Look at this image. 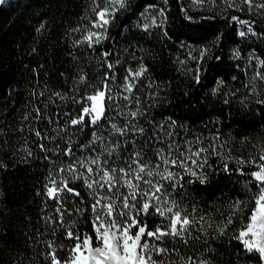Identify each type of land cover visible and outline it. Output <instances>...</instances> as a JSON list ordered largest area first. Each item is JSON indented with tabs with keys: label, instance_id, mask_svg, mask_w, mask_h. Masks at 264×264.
<instances>
[{
	"label": "trees",
	"instance_id": "1",
	"mask_svg": "<svg viewBox=\"0 0 264 264\" xmlns=\"http://www.w3.org/2000/svg\"><path fill=\"white\" fill-rule=\"evenodd\" d=\"M104 7L106 0L0 5V264H51L49 242L66 260L74 244L67 231L96 240L91 206L98 187L60 169L83 172L77 162L98 157L119 176L136 151L142 162L162 166L156 153L169 155V145L178 161L203 151L188 159L196 161L197 177H184L167 194L194 222L186 243L165 238L166 264H264L236 239L255 206L251 174L264 156V14L244 0H127L104 38L89 46L84 37L95 32ZM151 9L162 23L145 28ZM105 84L113 97L105 99L108 119L71 125L89 105L86 96ZM112 124L128 131L120 135ZM94 132L101 139L93 143ZM116 144L111 155L104 151ZM50 179L58 187L67 179L80 196L62 193L61 207L46 194ZM151 215L141 222L154 230L162 220Z\"/></svg>",
	"mask_w": 264,
	"mask_h": 264
},
{
	"label": "snow or ice",
	"instance_id": "2",
	"mask_svg": "<svg viewBox=\"0 0 264 264\" xmlns=\"http://www.w3.org/2000/svg\"><path fill=\"white\" fill-rule=\"evenodd\" d=\"M4 2L5 0H0V4ZM110 2L112 5H119V8L127 6V0H110ZM244 2L251 4V0H244ZM96 7H99V5H96ZM261 7H264V5H261ZM93 10L95 11V8ZM114 10L110 11L106 6L98 11L96 15L99 19L93 27L104 28L106 31V26L110 23V19L106 17L114 18ZM233 19L236 18L234 17ZM146 27L147 25H145ZM240 35L243 36L245 33L241 32ZM103 38L104 33L97 34L88 31L84 40L91 46L93 42L99 43ZM108 67L111 68L112 65H108ZM143 71L145 70L141 69L134 75L140 76ZM132 87L133 85L126 84L125 90L131 92ZM106 98L109 102L113 99L110 89H107L105 84L103 90L97 89L94 94L86 96L85 99L89 102V106L83 107L81 114L77 118H73L70 124L73 126H84L85 117H88L90 124L99 126V122L102 119H108L105 115L107 111ZM124 99H128V97H124ZM259 103H264V101H259ZM108 107H110V103ZM37 113H39L38 109ZM131 116L136 117L137 112H132ZM111 127L120 135H124L128 131L127 125L121 128L116 124H112ZM133 130L139 133L145 131L143 128L137 129L134 125ZM35 134L38 137L41 136L39 131ZM98 139L101 138L97 137L94 132L93 143ZM41 148L43 150V145H41ZM118 148L119 144H116L110 149H104V151L111 155L112 151ZM168 148L169 155L167 156L162 149L157 151L158 160L162 161L164 165L179 166L189 172L191 170L185 160L191 159L192 156L199 157L200 152L203 151V149L198 150L178 161L171 158L173 145H169ZM188 151L190 152V149ZM64 154L72 155L70 145L65 149ZM181 156H184V153H181ZM261 159L264 160V156H261ZM142 161L143 154L140 151L134 152L132 159L127 162L128 167L119 168V176H117L116 168H102L98 157L89 158L87 161H78L77 163L84 169L83 172H78L75 165H69L67 169L59 170L72 173L73 180L83 179L88 189H93L96 186L100 189L107 188L109 192H112L113 189L119 191V187H126L129 192L127 195L117 196L119 204L111 196L99 197V193H95L99 197L94 200L91 206L94 214L93 227L96 233L95 246L91 236L84 235L81 237L78 232L67 231L66 238L74 241L72 248L69 250L68 258L63 261L59 259L56 250L51 247V242H49L51 250L46 258L51 260V264H166L165 258L169 255L170 250L161 246L164 244L165 238L180 239L185 243L187 242L183 240L184 233L188 230V226L194 222V218L189 219L188 215L184 214L186 210L181 209L174 200L167 207L161 206L162 203L167 204V201H162L161 196L158 195L161 193L163 185L152 179L154 176H159L163 180L171 181L173 188H175L176 182L182 177H178L176 173L170 171L167 167H165L163 172L153 171L149 162ZM192 162L193 164L196 163L195 160ZM93 166H95V170ZM198 167H203V164L198 165ZM155 168L159 169L160 163H157ZM85 172L89 175H85ZM191 174L197 175L195 172H191ZM251 175L257 182L258 189L257 194L254 195L255 206L251 210L248 222L244 223L242 220V229L236 239L241 240L249 252L256 251L264 258V164L259 165V171L253 172ZM198 178L203 182L202 175L198 176ZM135 181H140L147 187L141 190L140 184ZM68 183L67 179H62L58 187L57 181L50 179L49 184L51 187L45 185L47 196L55 199L61 207L64 200L61 196L62 193H69L76 197L80 196V193L69 187ZM138 197L141 201L139 207H137ZM239 204L240 202H237L235 205L237 210H239ZM61 207L57 208V212L60 213V219L62 220L63 212ZM77 211L81 212L80 209H77ZM151 214L166 218L168 223L164 226L158 225L154 230H149L147 222H141L140 217ZM125 217L126 219H124ZM229 223H231V218H229ZM133 229H135L134 234ZM221 232H223V229H221ZM246 237L247 239H245ZM149 239H151L152 243L148 242ZM172 251H176V249H172ZM153 254L162 258L154 260L152 259Z\"/></svg>",
	"mask_w": 264,
	"mask_h": 264
},
{
	"label": "rangeland",
	"instance_id": "3",
	"mask_svg": "<svg viewBox=\"0 0 264 264\" xmlns=\"http://www.w3.org/2000/svg\"><path fill=\"white\" fill-rule=\"evenodd\" d=\"M11 1H13V0H5V2L3 4H0V5H7ZM194 2H196V1H194ZM255 2L257 4L256 9H253L254 5H253L252 1H251V4L247 3L249 5V8H251V11L253 13L257 14V12H255V11L256 10H260L259 12L261 14H264V7H261V5H264V0H255ZM196 4L198 5L200 3L196 2ZM106 6L109 8L110 11H113V9L116 10L119 7V5H112L110 0H106ZM115 10H114V12H115ZM106 18L110 19V21H111V17H106ZM144 20H145V25H147V27L159 26L162 23V16H161V13L158 12V10L151 9L150 11H148V14H147V16L145 17ZM103 29L104 28L95 27V33L100 34V33H102ZM246 29H249V28H246ZM192 59H194V54H192ZM85 118H88V117H85ZM185 163L188 165V168L191 170V172H195L196 173V171H195L196 170V163L193 164V162H190L188 159L185 160ZM261 164H264V160H262L259 165H261ZM259 165H257V167H256L257 170L256 171H259ZM150 167L152 168L153 171H160V172H163L165 167H167L170 171L176 173L178 177H182V179H179L178 181H182L184 177L188 178V176L197 177L195 175H192L191 172L186 171L184 168H181L179 166H172V165H164L163 164L162 166L160 165L159 169H155L152 166H150ZM152 179L154 181H158L160 184L163 185V189H162L161 193H159L158 195L161 196V200L162 201H164V200L167 201V204H163L162 203L161 206L167 207L168 205L171 204V201H170V199H169L167 194H168L169 188L172 186V182L171 181H167V180H163L159 176H154ZM135 182L140 184L141 190H143V189H145L147 187L146 185H144L140 181H135ZM97 192L99 193V197H103L105 195L111 196L112 199L116 200L117 204H119V200L117 199V196L127 195L128 192H129V189H127L126 187H119V191H117L116 189H113L112 192H109L107 190V188H103V189L98 188ZM99 197H97V198H99ZM140 203H141V201H140V198L138 197V199H137V207H139ZM150 212H151V210H150ZM145 218H147V220H151L152 219V215H147V216H143L142 215L140 217L141 220H145ZM159 218H160V220H162V222L160 223V226H164V225H166L168 223L166 218H163V217H160V216H159ZM124 219H126V217ZM134 233H135V229H133V234ZM245 239H247V237ZM95 242H96V240L93 241L94 246H95ZM253 252H256V251H253ZM256 253H258V252H256ZM262 259L264 261V258H262Z\"/></svg>",
	"mask_w": 264,
	"mask_h": 264
}]
</instances>
